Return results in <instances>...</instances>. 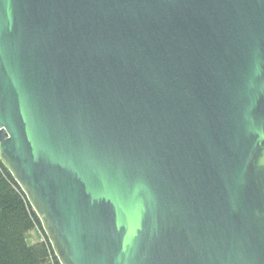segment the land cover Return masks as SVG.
Segmentation results:
<instances>
[{"label":"water","instance_id":"95a60500","mask_svg":"<svg viewBox=\"0 0 264 264\" xmlns=\"http://www.w3.org/2000/svg\"><path fill=\"white\" fill-rule=\"evenodd\" d=\"M0 160L60 264H264V0H0Z\"/></svg>","mask_w":264,"mask_h":264},{"label":"trees","instance_id":"16d2710c","mask_svg":"<svg viewBox=\"0 0 264 264\" xmlns=\"http://www.w3.org/2000/svg\"><path fill=\"white\" fill-rule=\"evenodd\" d=\"M34 231L39 238L31 241ZM0 264H60L39 217L1 160Z\"/></svg>","mask_w":264,"mask_h":264},{"label":"rangeland","instance_id":"374dc122","mask_svg":"<svg viewBox=\"0 0 264 264\" xmlns=\"http://www.w3.org/2000/svg\"><path fill=\"white\" fill-rule=\"evenodd\" d=\"M39 238V234L37 231L31 232L29 235V240L35 241Z\"/></svg>","mask_w":264,"mask_h":264}]
</instances>
